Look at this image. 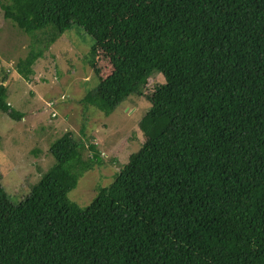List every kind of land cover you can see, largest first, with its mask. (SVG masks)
Here are the masks:
<instances>
[{
    "label": "trees",
    "instance_id": "obj_1",
    "mask_svg": "<svg viewBox=\"0 0 264 264\" xmlns=\"http://www.w3.org/2000/svg\"><path fill=\"white\" fill-rule=\"evenodd\" d=\"M4 18L46 50L76 25L111 74L81 104L111 115L150 103L146 144L81 208L78 178L101 165L66 133L54 166L0 221V264H264V0H9ZM41 53L18 66L27 80ZM156 72L164 83L149 89ZM13 121L24 114L7 102ZM0 175V181H1ZM13 209V208H12Z\"/></svg>",
    "mask_w": 264,
    "mask_h": 264
},
{
    "label": "rangeland",
    "instance_id": "obj_2",
    "mask_svg": "<svg viewBox=\"0 0 264 264\" xmlns=\"http://www.w3.org/2000/svg\"><path fill=\"white\" fill-rule=\"evenodd\" d=\"M8 3L0 0V85L7 86V102L24 117L17 122L0 111V221L54 166L50 146L66 133L82 141L85 160L93 156L91 146L99 153L101 165L92 163V170L78 178L68 195L70 202L84 208L146 144L142 120L150 103L132 95L108 117L83 106L84 96L112 70L99 48L90 64L93 38L74 25L46 50L45 30L28 34L4 18L2 6ZM37 53L43 56L27 80L17 68ZM163 83V77L154 72L149 89Z\"/></svg>",
    "mask_w": 264,
    "mask_h": 264
}]
</instances>
